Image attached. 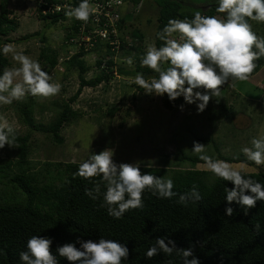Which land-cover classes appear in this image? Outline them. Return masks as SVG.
I'll return each instance as SVG.
<instances>
[{
    "label": "trees",
    "instance_id": "obj_1",
    "mask_svg": "<svg viewBox=\"0 0 264 264\" xmlns=\"http://www.w3.org/2000/svg\"><path fill=\"white\" fill-rule=\"evenodd\" d=\"M66 1L72 7L80 3V0H36L39 3L36 12L38 19L48 22L49 25L68 19L65 11L48 12L45 15L41 13L49 5ZM122 1L131 6L118 23L119 42L116 49L98 40L92 42L90 52L104 50L106 55L97 59L94 65L88 66L82 58L85 45L78 47L77 54L65 63L67 72L73 70L77 73L78 88L49 123H41L34 118L35 97L29 95L26 101L18 103L15 107L19 120L27 131L23 134L15 131L18 148L6 145L0 149V264H23L19 253L27 250L26 242L33 235L52 240L51 250L57 256L59 264L69 262L58 256L57 247L69 242L75 243L77 238L93 241L104 238L126 246L129 255L122 264H168V261H172V264H182L181 258L175 253L168 256L161 252L151 259L146 258L147 249L155 245L158 237L174 240L177 247L187 248L190 244L194 245V255L200 264H264V201H257L256 206L249 210L236 203L228 205L225 200V187L231 189L232 183L223 181L211 172L196 169L197 163H204L199 158L168 155L172 159L192 161L190 168L139 166L142 173L171 178L173 191L180 194L189 191L194 184L197 185L202 196L199 202H190L185 207L176 203L178 197L162 199L153 196L146 189L143 193L144 207L130 209L120 219L108 215L107 205L103 200V193L106 191L104 184H101L97 199L93 200L85 194V190L93 189L95 183L102 181V177L85 180L74 176L80 163L43 162L39 168L36 162L29 159L33 149L30 140L32 133H40L55 144H62L61 130L73 119L80 117V113L73 111L70 104L78 98L83 88H96L103 82L108 83L114 77L112 73L116 66L115 72L118 76L134 78L139 72L148 79L157 75L141 64L144 54L143 35L138 30H133L131 43L123 36L124 23L133 20L134 8L141 0ZM154 1L159 9L154 34L156 47L163 43L156 33L163 29L170 18L191 19L197 10L203 15H223L215 11L217 0H201L195 7H188L184 0ZM8 2L0 0V74L10 66L7 54H4L2 49L12 41L8 38L9 33L17 28L15 18H10L12 10L8 9ZM71 19L72 28L76 31L81 21ZM35 35L37 34L25 35L20 40H27ZM72 37L74 36L70 32L66 34L67 43L71 44L69 41ZM41 40L45 41L44 38ZM126 55L132 57L135 63L131 69L125 66ZM39 58L46 63L44 70L48 73L58 65L57 52L48 47L41 48ZM255 63L257 68L251 77L264 65V57ZM164 66L167 67L166 64ZM91 70L98 73L87 79L85 75ZM137 90L144 91L139 86ZM184 102L182 96L175 101H169L165 95L161 103L165 109L172 111ZM218 106L220 107V103ZM115 111L116 109L109 110V115H113ZM217 157L230 163L246 162L241 156L223 157L218 153ZM243 174L264 184V172ZM226 207H232L234 215L227 216ZM257 222L260 224L259 233L254 228ZM76 247L79 248V244H76Z\"/></svg>",
    "mask_w": 264,
    "mask_h": 264
},
{
    "label": "clouds",
    "instance_id": "obj_2",
    "mask_svg": "<svg viewBox=\"0 0 264 264\" xmlns=\"http://www.w3.org/2000/svg\"><path fill=\"white\" fill-rule=\"evenodd\" d=\"M63 11L67 17L87 23L94 9L89 0H80L76 7L69 6ZM215 11L223 15H203L197 10L191 19L170 18L156 33L162 45H148L141 59V64L157 75L145 79L144 74L138 72L129 79V83H135L149 95H167L169 101L182 96L185 103H196L199 113L205 110L211 97L220 96L225 83L234 88L235 83L230 81L249 80L257 68L255 62L264 57V37L253 31L249 21L264 23V0H217ZM2 51L4 54L13 53V60L19 66L5 68L0 74V105L22 101L29 95L47 99L60 93L62 85L52 82V77L38 60L16 52L11 45H4ZM126 63L131 66L132 57L126 58ZM183 107L180 105L181 111ZM6 145L18 148L14 127L0 116V149ZM250 145L243 147L241 152L255 165H264V135L253 137ZM192 151L208 171L232 183L231 189L225 187L228 205L236 203L249 210L256 206L257 201H264V184L246 177L243 169L207 155L205 144L200 142L193 141ZM113 154L112 149L93 153L79 164L74 173V176L85 180L102 177V181L95 183L93 189H86L85 194L97 199L101 184H104L103 200L109 216L120 219L130 209H142L146 189L158 198L178 197L176 203L185 207L202 199L197 185L185 193H177L173 191L171 178L142 173L138 163L117 164L112 159ZM225 214L234 215L233 208L226 207ZM254 228L259 233L260 224L257 222ZM51 244L50 238L33 235L26 242L27 250L19 253L20 261L23 264H59ZM56 252L69 264H122L129 255L126 246L104 238L98 241L77 238L75 243L58 246ZM161 252L168 256L175 253L182 264H200L194 255V245L177 247L176 242L167 237L156 238L155 245L147 249L145 256L151 259Z\"/></svg>",
    "mask_w": 264,
    "mask_h": 264
},
{
    "label": "rangeland",
    "instance_id": "obj_3",
    "mask_svg": "<svg viewBox=\"0 0 264 264\" xmlns=\"http://www.w3.org/2000/svg\"><path fill=\"white\" fill-rule=\"evenodd\" d=\"M8 1V9L12 10L10 18H15L17 28L9 33L8 38L12 41L7 45H11L16 52L38 60L43 70L46 63L39 58L41 48L48 47L58 54V65L49 71V75L52 82L62 85L60 93L47 99L35 97L34 118L46 124L58 114L78 88L77 73L73 70L67 72L65 63L77 54L82 41L77 40L78 44L76 41L67 43L66 34L73 32L71 18L49 25L38 19L36 12L39 3L36 0ZM184 1L188 7H195L201 0ZM129 6L126 5L123 15L129 12ZM134 10L133 20L124 23L123 36L131 43L132 31L138 30L143 35L142 50L145 53L147 46L154 44L159 9L154 0H141ZM250 23L253 31L264 37V23ZM32 34L37 35L20 40ZM88 47L85 45L86 49ZM90 49L84 50L82 57L88 66L106 55L104 50L90 52ZM7 57L10 62L8 68L19 66L13 60V53H8ZM128 57L125 56V63ZM125 66L131 69L135 63L133 61L131 66L126 63ZM115 70L112 73L114 77L108 83L103 82L96 88H83L78 98L70 104V108L79 112L80 117L63 127L60 132L62 144H55L40 133H32L30 140L33 149L29 159L36 162L39 168L43 162L81 163L91 154H98L105 149L113 150L112 159L117 164L190 168L192 161L172 159L168 155L199 158L192 151L193 141H197L205 144L206 154L214 159H218V153L223 157L241 156L246 162L232 163L235 167L246 173L264 172V165H255L241 152L243 147L251 146L253 137L264 135V65L247 81H230L235 83L234 88L225 83L220 96L211 97L205 110L199 113L196 103L185 102L182 104L183 111L180 107L168 111L161 103L165 95H149L145 90L140 92L137 90L138 85L129 83L130 77L118 76ZM95 73L98 72L91 70L85 77L90 79ZM26 99L0 105V116L6 118L19 134L25 133L27 128L19 120L15 107ZM111 109H116L113 115H109ZM195 168L210 172L204 163H197Z\"/></svg>",
    "mask_w": 264,
    "mask_h": 264
},
{
    "label": "built area",
    "instance_id": "obj_4",
    "mask_svg": "<svg viewBox=\"0 0 264 264\" xmlns=\"http://www.w3.org/2000/svg\"><path fill=\"white\" fill-rule=\"evenodd\" d=\"M94 11L87 23L81 21L80 26L75 31L70 32L74 37L70 39V43H79L80 45H89L88 49L92 48L93 43L98 40L101 43H108L112 49H116L119 42L118 38V23L125 11L126 4L122 0H89ZM72 7L67 1L62 4L49 5L47 9H43L41 13H54L66 10L67 7ZM75 32V33H74Z\"/></svg>",
    "mask_w": 264,
    "mask_h": 264
}]
</instances>
